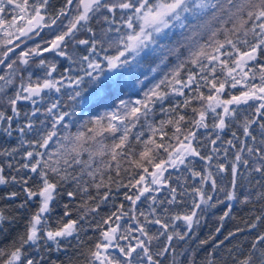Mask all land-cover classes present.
I'll return each instance as SVG.
<instances>
[{
  "label": "snow or ice",
  "instance_id": "obj_1",
  "mask_svg": "<svg viewBox=\"0 0 264 264\" xmlns=\"http://www.w3.org/2000/svg\"><path fill=\"white\" fill-rule=\"evenodd\" d=\"M0 33V135L20 141L0 150L14 170L6 177L0 164V185L19 188L3 197L23 196L19 209L38 202L0 248V264H47L46 254L73 240L83 264H181L188 254L177 251L180 243L227 201L215 229L221 233L241 181L248 186L241 202L259 204V214L251 211L244 227L213 240L204 264H264V0H0ZM60 58L68 61L63 72ZM173 97L183 99L165 107ZM157 107L165 115L158 123ZM145 124L147 138L134 131ZM233 125L241 135L234 130L224 141L221 133ZM199 129L206 135L198 140ZM24 144L31 150L14 165ZM169 169L183 182L170 183ZM226 174L231 180L222 186ZM65 186L72 190L53 227L49 217ZM78 195L87 199L73 219ZM110 201L115 210L96 219ZM4 223L15 218L0 211V229ZM89 231L96 235L86 246L81 236ZM237 236L244 240L218 257Z\"/></svg>",
  "mask_w": 264,
  "mask_h": 264
},
{
  "label": "trees",
  "instance_id": "obj_2",
  "mask_svg": "<svg viewBox=\"0 0 264 264\" xmlns=\"http://www.w3.org/2000/svg\"><path fill=\"white\" fill-rule=\"evenodd\" d=\"M96 22L93 21V24H95ZM79 38H87L86 36H80ZM50 39V37L45 38V40ZM79 54H82L79 53ZM45 56L47 58H49L51 55L50 54H45ZM68 66V61L66 59H60L59 63H58V68L60 72H63V69L65 67ZM75 67V66H74ZM27 77V73L24 74ZM42 75V72L37 71L36 72V76H40ZM33 79H35V77H33ZM16 85L18 86L19 81L15 82ZM9 88H12L11 85L8 86ZM144 87H147V84L144 85ZM7 90V89H6ZM63 89L62 92L60 94H54L55 96H62L63 95ZM70 91V89H69ZM125 91H127V89H125ZM9 95H11L12 93L9 92ZM207 94V93H206ZM233 94H239L238 90H234ZM122 98H127V97H122ZM223 98H228L227 95H225ZM177 99L182 100L183 97H173L172 99H170L168 102H166L165 107L169 106V104H174L175 101ZM45 103H47V101H45ZM21 110H31V105L27 102H21ZM193 106H197V105H193ZM105 109L104 108H100L99 111H93L91 113H89L90 115H95V114H99L104 112ZM187 115H191L190 110H185ZM10 114V113H9ZM44 117L41 115L40 119H43ZM165 119V115L163 113L160 112L159 107L156 108L155 113L152 116V120L155 121L156 123H158L160 120ZM240 119H243V114L241 115ZM207 123L209 125L212 124V120L211 118L208 119ZM233 126H237V125H233ZM232 127L226 129L223 133H221L222 135V139L224 141H226L227 139L232 138V131L236 130L238 135H241V131L239 129H234ZM75 130V129H73ZM138 130H143L145 131V138H147L148 132H147V127L145 124V127L143 129H140L139 126L136 130L134 131H138ZM258 127H257V132L256 134H258ZM199 133L200 136L198 137V140L203 138L206 135V130L205 129H199ZM259 139V137H258ZM20 144V141L18 140L17 136L14 135L13 137H6L3 135H0V150H3L5 148H17ZM197 147H199V144L196 145ZM223 147H228L226 144L222 145ZM209 147H211L209 145ZM27 150H31L29 149L27 144L23 145V148L17 152L16 156L12 159V163L14 165H19L24 163V152ZM234 151V150H233ZM202 154H207L202 153ZM229 159H231V154L229 155ZM215 163V161L213 162ZM0 164L4 165V175L10 176L12 174H14V170L10 171L7 167V162L5 161L3 156H0ZM193 166L196 168V170L200 169V162L199 159L197 158L196 160L193 161ZM244 169L241 168V172H243ZM169 172L172 174V181H170V183H173V185L175 186V182L177 180V177L180 178L181 183L183 182L184 176L177 171H173L172 169H169ZM231 180V176L230 174H226L222 181L218 180V183L222 184V186L224 185H229V182ZM126 179H125V183H126ZM189 183H194V181L189 180ZM241 184L243 185L242 187H239L237 190V196L238 199L231 201L233 207L231 210V216L226 218L223 224V228L221 233H215V229L217 227H220V223L218 220V217L220 215H222L223 211L226 210V206L227 203L229 202H225V204L223 205H219L218 208L216 210H213L212 212L206 214L203 219L201 220V223L199 224V226L194 230V233L188 237L186 239L185 242L180 243L179 248L177 249L178 252L181 253H187V256H180L178 257V260L181 261V264H191V260L192 258H195V260L197 261V264H204V260L205 257L207 255V253L212 251L213 248V240H223L224 236H226L228 234L229 231H234L237 227H244V221L246 219H248L249 214L251 211H256L257 214H259V209H260V205L257 204L255 206V208L253 207L252 204H244L242 203V193L245 192L248 188L247 184L244 183L243 181H241ZM67 190H72L71 188H67L66 186L64 188L60 189V195L57 196L56 198V202L53 204V208H54V212L52 213V215L49 217L50 223L52 224L53 227H55V220L58 216L62 215L63 211H64V204L68 203L67 197H66V191ZM12 191H19L18 187H14L12 185H0V211H3L4 215L11 219V218H15V223L9 224V223H4L3 224V228L0 229V248L5 247L6 245H9L11 243V241L15 238L16 234L20 231L23 230V223L24 220L30 215L31 211H35V208L37 206V201H33L32 203H30L28 205L27 209H19L17 207V205L21 202V200L23 199V196H21L18 199L15 200H8V199H4L3 197H5L9 192ZM167 190L165 189L164 192H166ZM89 194L93 197H96L97 193L96 190L90 189L89 190ZM99 195H103V191H101L99 193ZM157 196L159 199H164V194L162 193H157ZM221 198H223L221 196ZM87 199V197H84L83 199L78 195L77 198L72 201L70 203V210H71V218L75 219L77 218V214H78V208L83 206V200ZM123 199V196L121 195L119 197V199H117L115 201V203L119 204L120 200ZM98 202V201H97ZM112 201L109 202V204L107 205H101V208L99 209V216L96 217V219H99L100 217L108 214L110 211H114L115 209L111 207ZM88 206L89 207H95V202L94 201H88ZM127 202H125V207H127ZM142 208H144L146 210V205H141ZM172 212L175 213H181L183 211H185V209L183 207H173ZM178 224L181 225V227H183V222H177ZM264 230V229H262ZM151 232H156V228L153 227L151 228ZM95 233L89 231L88 234L82 235L81 236V240L85 242V245L87 246L88 243H90L89 238H95ZM245 235H247V233H245ZM209 237H212V239H209ZM251 239V237H249ZM204 240H208V243L205 245H201L200 242L204 241ZM244 237L243 236H237L234 240H230L229 242H225L224 247L223 248H218L217 249V254L218 257H223V258H227V253H226V249L231 248L234 244L243 241ZM82 249H78V245L77 242L75 240H73L70 244H66L64 246H62V250L57 252L54 250V248L51 250V254L50 255H45V259L47 261V264H51L52 261H55L56 264H83L82 262V257L79 256L78 251H81ZM165 264H168V261H165Z\"/></svg>",
  "mask_w": 264,
  "mask_h": 264
},
{
  "label": "flooded vegetation",
  "instance_id": "obj_3",
  "mask_svg": "<svg viewBox=\"0 0 264 264\" xmlns=\"http://www.w3.org/2000/svg\"><path fill=\"white\" fill-rule=\"evenodd\" d=\"M54 2H55V0H54ZM10 18V17H9ZM47 37H49L48 35H46V34H44L43 35V39L45 40V38H47ZM4 37H3V34L2 33H0V39H3ZM33 40L35 41V43H39L40 42V38H33ZM28 44H29V46L31 47V46H33L32 45V42H27ZM0 68H3V66L2 65H0ZM0 74H2V73H0ZM233 128L234 129H238V127L237 126H233ZM254 134H256V133H254ZM257 136H258V134H257ZM259 137V136H258ZM248 143H252V141H248Z\"/></svg>",
  "mask_w": 264,
  "mask_h": 264
},
{
  "label": "rangeland",
  "instance_id": "obj_4",
  "mask_svg": "<svg viewBox=\"0 0 264 264\" xmlns=\"http://www.w3.org/2000/svg\"><path fill=\"white\" fill-rule=\"evenodd\" d=\"M49 59H51V56L49 57ZM61 60L64 59V58H60Z\"/></svg>",
  "mask_w": 264,
  "mask_h": 264
}]
</instances>
